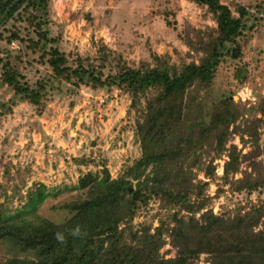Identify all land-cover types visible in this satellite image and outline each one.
<instances>
[{"label": "trees", "instance_id": "trees-1", "mask_svg": "<svg viewBox=\"0 0 264 264\" xmlns=\"http://www.w3.org/2000/svg\"><path fill=\"white\" fill-rule=\"evenodd\" d=\"M192 2L205 8L216 25L203 30L189 26L180 35L196 60L175 65L170 56L154 53L151 64L134 69L105 45L94 59L60 51L58 39L46 30L48 0H0V42L6 45L0 80L12 91L9 103L0 102V113L26 103L41 115L50 94L82 87L108 94L119 90L130 97L129 110L140 113L134 127L139 158L116 178L105 165L79 176L71 188L75 199L61 206L69 214L65 221L54 223L38 214L48 197L40 184L13 215H6L0 202V246L5 249L0 264H195L201 256L208 264H264V202L220 215L210 207L225 193L264 194V160H259L264 100L262 116L254 119L243 117L232 95L214 103L209 113L205 107V92L224 59L241 60L240 40L259 31L264 4ZM16 24L25 25L33 37L24 39ZM14 42L20 45L16 52L9 49ZM21 49L36 57L33 64L47 67L50 77L33 87L25 82ZM244 81L238 75V83ZM234 138L252 149L243 154L230 144ZM222 158L226 161L218 176L215 161ZM211 184L216 186L212 197ZM152 202L158 211L135 229V218ZM166 246L172 257L161 252Z\"/></svg>", "mask_w": 264, "mask_h": 264}, {"label": "rangeland", "instance_id": "rangeland-1", "mask_svg": "<svg viewBox=\"0 0 264 264\" xmlns=\"http://www.w3.org/2000/svg\"><path fill=\"white\" fill-rule=\"evenodd\" d=\"M220 1L229 6L233 3L244 6L264 4V0ZM48 12L46 30L50 38L58 39L60 51L94 59L98 56L99 46L105 45L134 69L151 64L154 53L170 56L175 65L196 60V55L181 41L180 35L189 26L198 30L216 26L205 8L192 0H48ZM263 24L250 38L240 40L241 60L226 58L218 68L212 86L205 92L207 113L214 103L232 95L244 118L260 117L264 100ZM11 27L12 22L7 25L8 29ZM21 28L24 39L28 34L32 36L31 30L28 34L25 32V25ZM5 46V42H0V58ZM9 49L16 52L20 45L14 42ZM21 51L23 63L19 69L25 82L33 87L37 81L50 77L47 67L31 62L36 57L25 49ZM240 66L246 70L239 72ZM108 70H105L106 74ZM1 73L0 66V76ZM238 75L239 79L245 77L243 84L238 83ZM11 98L12 91L1 85L0 80V102L9 103ZM130 103V97L119 90L114 89L108 94L104 90L95 92L82 87L75 93L56 91L50 94L41 115L26 103H17L11 113H0V202L3 212L13 215L20 211L27 202L28 193L40 184L45 187L44 193L48 197L39 206L38 214L61 223L69 217L61 206L75 199L76 192L71 188L76 186L79 176L96 172L103 165L112 178L121 175L140 156L134 135L140 113L130 111ZM261 133L263 153L259 160H264V128ZM230 144L236 145L243 154L252 149L249 144L242 147L239 138H234ZM224 161L226 158L215 161L218 176L222 175ZM198 178L203 179V176L200 174ZM215 190V184H211L208 194L214 196ZM263 202L264 194L259 192L225 193L213 199L210 207L220 215L238 208L246 210ZM157 211L158 205L154 202L140 211L133 222L135 229L151 222ZM156 224L154 220L153 228ZM4 252V247L0 246V257ZM161 252L167 257L174 255L169 246ZM204 258L201 256L195 264H208Z\"/></svg>", "mask_w": 264, "mask_h": 264}, {"label": "clouds", "instance_id": "clouds-1", "mask_svg": "<svg viewBox=\"0 0 264 264\" xmlns=\"http://www.w3.org/2000/svg\"><path fill=\"white\" fill-rule=\"evenodd\" d=\"M57 238H58V239H60V240H62V239H63V237H62V236H60L59 234L57 235Z\"/></svg>", "mask_w": 264, "mask_h": 264}, {"label": "built area", "instance_id": "built-area-1", "mask_svg": "<svg viewBox=\"0 0 264 264\" xmlns=\"http://www.w3.org/2000/svg\"><path fill=\"white\" fill-rule=\"evenodd\" d=\"M13 46H14V43H13Z\"/></svg>", "mask_w": 264, "mask_h": 264}]
</instances>
